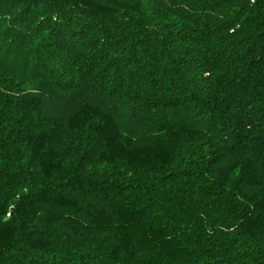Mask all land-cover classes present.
Instances as JSON below:
<instances>
[{
	"label": "trees",
	"instance_id": "trees-1",
	"mask_svg": "<svg viewBox=\"0 0 264 264\" xmlns=\"http://www.w3.org/2000/svg\"><path fill=\"white\" fill-rule=\"evenodd\" d=\"M0 264H264V0H0Z\"/></svg>",
	"mask_w": 264,
	"mask_h": 264
}]
</instances>
